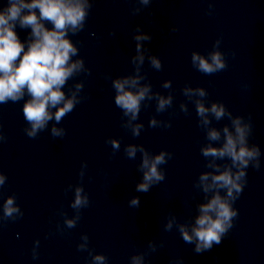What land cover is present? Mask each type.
Here are the masks:
<instances>
[{"label": "clouds", "instance_id": "9594fccd", "mask_svg": "<svg viewBox=\"0 0 264 264\" xmlns=\"http://www.w3.org/2000/svg\"><path fill=\"white\" fill-rule=\"evenodd\" d=\"M153 2L128 0L130 15L139 16L146 12L151 15ZM95 3L96 0H4L0 4V106L23 102V132L30 139H36L45 131L54 139L63 138L67 134L63 127L65 117L88 99L84 92L85 81L92 76V69L81 55L84 42L73 37L87 30ZM214 13V2L208 0L205 14L212 16ZM17 29L26 31L24 39H21ZM170 31L176 32L178 28L173 26ZM90 35L100 39L96 33ZM108 35L115 36V29ZM131 38L134 41V54L129 59L132 70L115 76L103 74V78L110 81L113 103L120 110V127L132 138H139L145 129L140 119L142 110L154 104L155 114L150 116L148 127L170 129L172 120L158 118L161 114L168 113L171 117L183 113L189 116V103L194 107L196 126L203 132L199 153L205 170L193 181V188L202 195V200L195 204L194 214L183 220L169 211L162 227L166 233L175 230L185 244L194 245L195 253L210 251L220 245L234 227L239 216L235 204L247 186L248 170L259 171L262 167L264 152L258 144L250 142L254 133L252 114H233L223 101L210 100L205 87H194L190 83H185L180 89L185 99L179 102L177 110L174 107L176 90L172 80L161 82L160 87L167 90L166 93L154 90L148 72L144 70L146 61L149 68L157 72L163 69L160 57L153 54L146 43L152 40L153 34L137 24ZM222 43L223 36L220 35L206 53L193 50L190 54L192 68L204 76L226 71L228 56L234 58L236 52L221 50ZM250 87L249 83L242 85L244 90ZM221 121L227 122L217 127ZM6 140V135L0 131V143ZM121 140L120 137L105 139L111 147L110 159L121 151ZM123 154L130 161H136L139 154L136 164L140 173V179L135 184L137 193H148L166 180L163 166L174 155L167 149L153 153L142 143L124 144ZM87 169V162L82 161L78 182L70 183L63 189L65 197L72 194L68 203L72 215L61 204L55 214L62 222L57 221L55 231L47 233L45 238L54 234L63 236L68 230L75 229L83 210L90 207V197L83 184ZM7 183V174L0 171V228L24 217L17 195H5ZM140 204L139 196L128 200L130 208H139ZM40 243L39 238L33 241V260L40 257ZM164 246V240H149L143 250L137 249L128 257V264H148V257ZM76 249L87 253L85 264H109L106 254L90 246L87 233H81ZM169 264H183V258L173 257Z\"/></svg>", "mask_w": 264, "mask_h": 264}]
</instances>
